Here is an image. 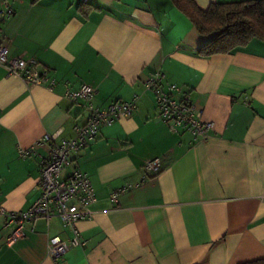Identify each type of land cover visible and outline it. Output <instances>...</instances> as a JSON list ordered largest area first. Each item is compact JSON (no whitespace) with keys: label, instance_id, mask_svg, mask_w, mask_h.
Segmentation results:
<instances>
[{"label":"crops","instance_id":"obj_1","mask_svg":"<svg viewBox=\"0 0 264 264\" xmlns=\"http://www.w3.org/2000/svg\"><path fill=\"white\" fill-rule=\"evenodd\" d=\"M13 15L0 25L10 58L34 60L54 79L50 91L28 87L0 65V207L27 211L39 197L40 163L86 113L62 95L81 85L93 105L140 99L130 117L100 129L72 152L61 178L86 174L95 192L90 219L79 222L80 245L52 260L49 238L69 241L57 218L7 245L0 216V264H244L264 259V42L232 54L202 57L212 35H200L170 0H0ZM243 0H194L212 3ZM160 71L212 123L195 141L161 122L148 77ZM177 94L175 97H179ZM32 148L27 157L20 151ZM158 158L159 172L143 171ZM130 190L118 197L119 188ZM29 229V225L26 226Z\"/></svg>","mask_w":264,"mask_h":264},{"label":"built area","instance_id":"obj_2","mask_svg":"<svg viewBox=\"0 0 264 264\" xmlns=\"http://www.w3.org/2000/svg\"><path fill=\"white\" fill-rule=\"evenodd\" d=\"M13 15V10L4 1L0 9V25ZM0 65L4 66L9 75L22 79L28 87L44 86L52 90L55 81L47 77V71L38 68L34 60L10 58L7 48L0 44ZM144 91L153 94L158 117L168 129L174 133L186 132L195 141L205 142L210 138L212 123L203 119V110L189 93L182 92L179 86L168 84L165 75L152 73L144 82ZM179 94V97L175 95ZM94 90L88 85H81L75 92L66 91L62 97L72 105L86 113L85 121L73 127L71 138L55 142L54 136H45L36 143V147L49 145V156L40 163L39 197L24 212H7L0 207L3 217L4 240L7 245L33 233L32 225L37 220L48 223L57 218L63 228L71 231L69 241L59 237H51L46 244V255L52 260L65 256L73 247L79 246V232L76 225L92 217L91 206L95 203V192L86 174L74 170L63 179L62 171L69 163L72 152L88 147L97 137L100 129L110 126L121 118L130 117L140 99L139 94L133 95L128 101H115L106 108L99 109L93 105ZM32 148L20 151L21 157H27ZM160 160L154 158L145 161L142 169L145 173L156 175L159 172ZM130 186L122 187L110 194V200L117 204L118 197L130 190ZM29 225V229H27Z\"/></svg>","mask_w":264,"mask_h":264},{"label":"trees","instance_id":"obj_3","mask_svg":"<svg viewBox=\"0 0 264 264\" xmlns=\"http://www.w3.org/2000/svg\"><path fill=\"white\" fill-rule=\"evenodd\" d=\"M170 1L200 35H212L197 51L202 57L232 54L254 40L264 42V0L212 3L206 9L194 0ZM244 264H264V259Z\"/></svg>","mask_w":264,"mask_h":264}]
</instances>
